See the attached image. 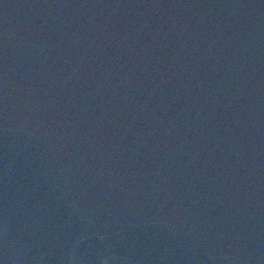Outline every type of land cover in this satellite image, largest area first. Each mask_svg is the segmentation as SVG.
Instances as JSON below:
<instances>
[{
	"label": "water",
	"instance_id": "95a60500",
	"mask_svg": "<svg viewBox=\"0 0 264 264\" xmlns=\"http://www.w3.org/2000/svg\"><path fill=\"white\" fill-rule=\"evenodd\" d=\"M0 260L264 264V12L0 0Z\"/></svg>",
	"mask_w": 264,
	"mask_h": 264
},
{
	"label": "snow or ice",
	"instance_id": "6c2138e0",
	"mask_svg": "<svg viewBox=\"0 0 264 264\" xmlns=\"http://www.w3.org/2000/svg\"><path fill=\"white\" fill-rule=\"evenodd\" d=\"M0 264H3V261L2 260H0Z\"/></svg>",
	"mask_w": 264,
	"mask_h": 264
}]
</instances>
